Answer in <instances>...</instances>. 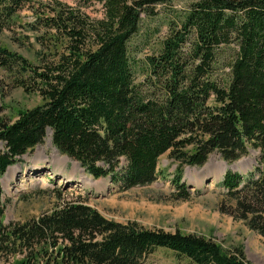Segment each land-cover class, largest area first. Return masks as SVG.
<instances>
[{"label":"trees","instance_id":"16d2710c","mask_svg":"<svg viewBox=\"0 0 264 264\" xmlns=\"http://www.w3.org/2000/svg\"><path fill=\"white\" fill-rule=\"evenodd\" d=\"M73 1L50 0L29 24L38 64L0 45V92L43 100L0 122V264H145L160 249L191 264H250L241 248L203 236L109 221L82 197L4 223L3 177L51 133L60 154L123 192L154 184L168 154L176 201L189 199L184 168L259 152L251 171L224 173L218 210L264 240V0ZM32 2L0 0V37ZM96 6L99 19L86 12Z\"/></svg>","mask_w":264,"mask_h":264},{"label":"rangeland","instance_id":"374dc122","mask_svg":"<svg viewBox=\"0 0 264 264\" xmlns=\"http://www.w3.org/2000/svg\"><path fill=\"white\" fill-rule=\"evenodd\" d=\"M50 0H33L30 8L15 17L14 33L0 37V45L38 64L40 47L36 34L29 30V24L40 15L41 5ZM75 6L73 0H59ZM184 4L176 3V12H182ZM93 19L102 17L100 6L86 10ZM161 19L146 23V28H155ZM153 30V29H151ZM162 32L153 37L152 44L139 59L150 55L165 37ZM141 45V42L137 43ZM43 104L38 94L27 95L22 89L0 92V122L15 121L21 112ZM0 148L2 145L0 143ZM29 157V160L26 158ZM39 157V159L37 158ZM259 152L249 155L234 164H227L218 154H213L201 168H184L182 183L187 184L189 199L174 200L172 180L177 164L166 154L159 162V178L151 186L120 191L110 179H94L76 161L60 154L53 146L51 133L43 144L20 158L12 171L2 179L5 205L4 223H23L51 213L61 207L62 201H83L97 210L104 218L119 224L137 223L147 229H162L166 232H180L184 235H198L214 240L225 250L241 248L250 264H264V240L249 230L241 221H235L218 210L222 196L219 184L228 170L245 174L257 164ZM39 161H37V160ZM27 189V190H25ZM105 189V190H104ZM145 264H191L177 258L171 251H156Z\"/></svg>","mask_w":264,"mask_h":264},{"label":"bare ground","instance_id":"6f19581e","mask_svg":"<svg viewBox=\"0 0 264 264\" xmlns=\"http://www.w3.org/2000/svg\"><path fill=\"white\" fill-rule=\"evenodd\" d=\"M37 158L39 159V157H37ZM29 159H30L29 157L26 158V160H29ZM36 160H37V159H36ZM37 161H38V160H37ZM38 162H39V161H38ZM11 171H12V169H9V170H8V174H9ZM25 190H27V189H25ZM104 190H105V189H104Z\"/></svg>","mask_w":264,"mask_h":264}]
</instances>
